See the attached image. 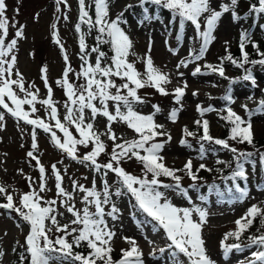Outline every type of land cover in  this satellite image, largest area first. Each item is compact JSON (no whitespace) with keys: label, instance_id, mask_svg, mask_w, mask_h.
Listing matches in <instances>:
<instances>
[{"label":"snow or ice","instance_id":"1","mask_svg":"<svg viewBox=\"0 0 264 264\" xmlns=\"http://www.w3.org/2000/svg\"><path fill=\"white\" fill-rule=\"evenodd\" d=\"M239 0H230V4H222L220 10H215L211 7V0H140V7L146 4L155 5L169 10L173 18H178L180 29L183 30L185 23L190 22L194 27L196 36L201 40L198 50L189 51L188 58L181 60L177 64V69L187 67L189 63L200 61L208 50L209 45L215 39L213 33L217 27L218 21L224 13L231 11L233 21L240 19L235 11ZM63 3L67 7V0H57V4ZM79 3V22L75 25V31L81 33L79 37L80 59L83 61L81 70L77 73L78 77H83L85 83L77 88L69 82L68 76L72 71L68 66V57L64 55L66 67L62 74V79L57 80V84L63 88L64 94L67 97L65 103L66 115L63 121L58 118L57 108L52 98V89L48 86L46 68H42V79L45 87L48 90L46 99L39 100L37 89L30 91L25 88L23 76L19 71L13 76V69L17 63V56L14 54L17 42L23 37V25L15 32V38L6 43L8 35L9 19L6 16V2L0 0V107L6 110L13 118L23 121L27 125L32 126V151L27 153V156L36 161L39 167L40 180L39 192L35 189L30 190L20 196L19 206L14 204L13 196H6V203H0V209L14 211L19 218L28 226L29 231L25 237L24 245L26 252L30 257L29 264H144L142 260V252L140 251L137 242L130 237H123L124 241L130 245L128 249H121V258L114 261L111 253L113 251L112 241L116 233L108 227L105 217L117 219L119 212L111 197H121L125 194H130L134 199V208L138 209L151 218L156 225L163 229L166 240L170 243L167 248H160L159 251L163 254L169 251V260L171 264H215L206 252L205 240L202 237V226L207 221L208 212L199 206L193 205L189 207H177L169 201L161 188L174 190L178 194L187 198L188 191L181 185L182 177L177 175V172H184L193 182L198 179L200 170L211 171L204 163L199 165L193 171V161L187 160L183 168H169L164 163V157L160 155L166 143L170 142L172 137L163 130L164 126L157 124L154 120L155 113L160 111L158 105H153L154 112L149 115H143L137 112L134 108L135 104L145 103L138 95V90L145 87L155 88L161 95H168L163 85L170 83L169 76L163 73L160 69L154 66L151 58L152 42L149 40L148 55L144 59L145 72L141 74L135 66L128 62V56L131 54L132 41L121 25L126 24L124 13L121 12L115 19L110 18V0H92L94 5L95 17L89 14L90 5L86 4L85 0H78ZM132 7L125 6V11ZM59 11V8L57 9ZM147 13V8L144 9ZM249 13L264 14V0H258L257 4H251ZM203 20V28L201 18ZM149 17L145 15L144 19ZM68 19L67 16L64 17ZM143 21H141L142 23ZM88 25V31L96 30L97 46L91 48V53H96L95 64L92 65L88 61L89 53L85 44V36L81 32V25ZM15 27V25H13ZM55 27V26H53ZM261 30H264V25H260ZM180 36L177 35L179 41ZM56 43H60L55 36ZM102 43L110 44L113 55L110 57L111 64H104L105 52L100 50L99 45ZM227 43V42H226ZM248 44L257 51L260 59H249V54L245 51ZM239 47L241 50V58L234 59L231 54L220 58L219 65L204 64L203 67L212 72H216L224 79L229 80V84H234L237 81L228 78L225 75L223 63L225 60L241 69H244V75L240 78L243 81H250L253 87H256V80L253 77L251 68H246L245 65H261L264 66V52L259 50L258 45L252 40L250 33L247 30H242L239 38ZM62 51L63 47L61 46ZM173 55L177 49L169 48ZM227 52V48L225 49ZM201 74V67H195L192 72L193 76ZM182 76L183 73H180ZM112 77H118L122 84L117 85ZM29 85V88H32ZM177 87L174 90L175 102L179 104L182 97L185 95V88ZM14 88L19 89L24 94L21 98ZM115 89V92L112 91ZM122 90H126V94H122ZM197 93H193L196 95ZM252 97H249L251 99ZM224 100L227 101L223 111L226 115L220 118L226 121L229 128L228 139L214 138L210 134L209 121L206 119L196 120L194 123L202 129V135L199 136V158L204 159L206 154L205 143L220 146L222 149L229 150L234 154L233 159L236 161L235 168L226 180H231L234 186L236 200L242 202L249 193L247 186L241 187L236 181H247L248 176L245 171V164L255 162L251 159L252 152H238L234 147H231L229 140L238 143H247L253 145V131L251 117L255 113L248 109L247 105H242L248 119H244L237 114L230 105L234 103L231 95V88L228 89V94ZM10 102V103H9ZM98 102V103H96ZM109 102H112L114 111L110 110ZM40 103L50 109L49 116L52 121H55V128L63 133L62 138H58L56 132L52 131V126L45 123L40 118H32L37 109L35 104ZM24 105H28L31 111H26ZM86 110L90 112V117L86 120ZM179 109H173L169 114V120L175 123L178 119ZM216 111L212 106L202 108L197 105V112L201 117L206 112ZM257 111H264V99L259 100V108ZM98 116L106 119L105 132H98L94 128V121ZM5 116L0 114V130L3 128L2 122ZM114 122H121L127 125L135 134L136 138L122 139L118 137L112 129ZM67 125H73L76 132L79 134V139L75 138L72 132L69 131ZM42 129L45 133L51 134V142L57 148L67 154L73 160L81 164H85L93 169L94 172L100 173L101 178L106 177L108 173H114L117 177V186L115 191H112V186L109 185L106 179H103V191H97L96 182L93 180L92 187L86 188L77 181L72 182V191L83 193L82 203L85 205L82 209H76L75 205L70 203L73 199L72 193L66 191L62 186V176L56 165H52V172L55 176L56 196L59 199L43 200L39 195L46 191L45 168L40 164V161L34 152L37 150V134L36 129ZM184 137H195L196 133L190 131L186 126L182 130ZM107 136V139L112 141L110 158L106 163H98V157L106 152V146L101 139L102 136ZM167 137L166 140L157 142V137ZM120 140L121 142H117ZM181 146L191 147L186 139L179 141ZM83 145L85 148L91 146V150L82 157L77 155V146ZM140 162L143 166L144 175L138 177L127 172L121 163L125 159H133ZM259 162L264 170V153L259 156ZM217 163H225L217 160ZM150 174V179H149ZM167 177L174 181L173 184L162 183L160 177ZM30 179V178H29ZM31 189V183L29 184ZM232 191V189H230ZM6 189L0 186V194L5 193ZM203 200V198H201ZM111 203V210L107 213L104 210V205ZM191 203V200H189ZM57 207H63L71 214L73 219L69 224L61 225L57 219L58 215H63L57 211ZM94 207V211L90 208ZM194 216L198 219H194ZM259 217L261 228L264 229V209L256 205L249 207L244 216L235 221L236 228L234 231L226 232L223 239L220 241V249L223 257L228 258L229 254L235 251H241V243H225L230 238L235 241H240L242 235L253 225L254 221ZM48 222V223H46ZM49 223L51 226H49ZM75 225L76 227H72ZM17 227H21L17 224ZM62 233L54 239L49 235L53 232ZM71 236V241L68 237ZM151 243V241H149ZM87 246L90 250L87 255L74 251L82 245ZM255 246L256 251L251 254V259L248 264H264V233L257 236H249L248 244L245 247ZM15 250V249H14ZM4 252L0 251V256ZM186 258V262L180 259V256ZM21 264L25 260V256L21 254Z\"/></svg>","mask_w":264,"mask_h":264},{"label":"rangeland","instance_id":"2","mask_svg":"<svg viewBox=\"0 0 264 264\" xmlns=\"http://www.w3.org/2000/svg\"><path fill=\"white\" fill-rule=\"evenodd\" d=\"M140 0H112L110 1L109 16L115 19L121 12L124 13V19L127 23L122 24V29L130 37L132 41V48L128 56V62L132 63L136 70L143 74L145 72L144 59L148 55L149 40L152 42L151 58L154 66L160 69L163 73L168 74L170 83L163 85L168 95H161L155 88L145 87L138 90V95L145 101V103L135 104L134 108L137 112L143 115L152 114L155 110L153 105H158L160 111L155 113L154 120L157 124L164 126L163 130L171 135L172 139L166 143L160 155L164 157V163L169 168H179L187 160L193 161V169L204 163L207 168L214 165L217 160L227 161L233 155L229 150H223L219 154H210L209 147H205L208 153L205 154L203 160L199 158V136L184 137L183 128L186 126L189 130L196 128L194 123L197 119H206L209 121L210 134L216 138L223 136L221 129L222 124L218 115L223 116L226 113L223 109L228 106L227 101L224 100L225 95L228 94V89L231 88V95L234 103L230 107L244 119H248L242 105H247L248 109L252 110L255 115L251 117L253 139H261L264 137V112L257 110L259 100L264 99V66H253L252 73L256 80V87H253L250 81H243L239 76V72L235 70H244L236 66L227 64L224 61L223 67L225 75L237 81L234 84H229L228 79L216 77L214 74H204V64H220V58L224 57L227 51L235 49L239 45L240 33L242 30H247L249 24L244 19L233 21L231 11L224 13L217 23V27L213 33L215 39L209 45L204 59L189 63L187 67H180L177 69V64L188 58L189 51H196L199 49L201 40L197 38L194 27L190 22H186L184 29L181 30L178 18L168 23V29L163 24L156 21H145L140 16L132 12L130 8L125 11V6L134 5ZM6 2V16L9 19L8 35L5 38L6 43L15 38L16 30L23 25V37L17 42L14 54L17 56V63L13 69L12 78L15 79V72L19 71L23 76L24 86L30 91L38 92V101L47 98L48 90L45 87L42 79V68H46V76L48 86L52 89V98L57 108L58 118L63 121L66 115L65 103L67 97L56 82L62 79L63 71L66 67L64 55L68 57V66L72 71L69 73V82L74 84L77 88L85 83L83 77H78L77 73L81 70L83 61L80 59L79 37L80 33L75 31V25L79 20V3L78 0H67V7L63 3L57 4V0H5ZM222 4H230V0H211V7L215 10H220L219 6ZM59 8V11L57 10ZM244 5H240L239 9H244ZM239 13V11L237 12ZM68 19L65 20L64 17ZM203 20L201 24L203 28ZM141 21H143L141 23ZM15 25V27H13ZM55 26V27H53ZM170 27L175 31V35H169ZM55 36L60 43H56ZM84 36L85 32H82ZM252 40L259 45L264 42L261 28L258 24L254 25L250 30ZM179 34L180 39L177 40ZM89 39V38H88ZM227 42V43H226ZM248 44L245 48L246 52L250 50ZM63 47V51L62 48ZM169 48L177 49L175 55L169 51ZM89 53L90 50L86 49ZM96 55L91 53L88 56L90 64H95ZM104 64L110 65L111 60L109 55L105 56ZM201 67V74L192 75L195 67ZM242 77L244 71H240ZM180 73H183L181 76ZM112 80L117 85L122 84L118 77H112ZM187 83L185 95L181 102L177 104L174 98V90L177 87H184ZM32 85V88H29ZM17 94L23 98L24 94L19 89L14 88ZM115 92V89H112ZM197 93L193 95V93ZM122 94H126V90H122ZM249 97H252L249 99ZM10 103V102H9ZM98 103V102H96ZM197 105L202 108L212 106L216 111L206 112L203 117L197 112ZM110 110L114 111L112 102H109ZM37 111L32 118H40L45 123L52 126V131L56 132L58 138L63 137L58 129L55 128V121H52L49 116L50 109L46 106L36 103ZM26 111H31L28 105H24ZM173 109H179L178 119L175 123L169 120V114ZM0 114L5 116L2 122L3 128L0 130V186L6 189L5 193L0 194V198L6 200L7 195H12L14 204L19 205L20 196L24 193L35 189L39 192L40 173L39 167L35 160L27 156L29 151H32V126L25 124L13 118L0 107ZM86 120L90 117V112L86 110ZM106 119L98 116L94 121V128L98 132H105ZM69 131L73 136L79 139V134L76 132L73 125H67ZM112 129L115 134L122 139L136 138V134L121 122H114ZM37 134V150L34 152L40 161V164L45 168L46 177V191L39 193L43 200L59 199L56 196L55 176L52 172V165L55 164L60 171L62 186L64 189L73 195L70 203L74 204L76 209H82L85 205L82 203L83 193L79 191H72L73 180L86 188L92 187V182L95 180L97 191H103V179H106L109 185L112 186V191H115L117 186V177L114 173H109L103 179L94 172L93 169L85 164H81L76 160L71 159L66 153L54 147L51 142V134L45 133L42 129H36ZM202 135V134H201ZM225 137V136H224ZM186 139L191 147L181 146L179 141ZM106 146V152H111L113 147L112 141L107 139V136H102ZM157 142L167 139V137H157ZM228 139V138H225ZM117 142H121L118 140ZM230 146H235L237 150H249L250 147L244 144L233 145L229 140ZM54 147V148H53ZM91 150V146L85 148L83 145L77 146V155L83 156ZM257 152L255 149H252ZM121 166L130 174L142 177L144 175L143 166L135 158L122 161ZM30 178V179H29ZM149 174V179H150ZM162 183H173L172 180H163ZM31 183V189L29 184ZM241 186V185H240ZM243 187V186H241ZM248 190V197L242 202L235 200L225 202L218 198L219 195L211 196L205 200H200L193 192H190L187 198L178 194L171 189L160 191L164 192L167 199L177 207H189L193 205L204 208L208 212L207 221L202 226V237L205 240L206 252L209 257L215 261V264H248L251 259V254L256 251V247L247 250L233 251L228 258L223 257L220 249V241L226 232L234 231L236 228L235 221L245 215L247 209L252 205H256L264 209V189H259L251 182ZM112 202L115 203L119 212L117 219L113 220L106 216L105 220L109 228L115 233L112 241L113 252L117 253L121 249H128L130 245L126 243L123 237H130L137 242V245L142 252V260L144 264H171L169 260V251L160 253V248H167L170 243L166 240L163 229L156 225L153 229L150 225L139 224L133 216L134 199L130 194H125L121 197L112 196ZM191 200V203H189ZM104 210L107 213L111 210V203L104 205ZM59 213L57 219L61 225L69 224L73 219L65 208L57 207ZM94 211V207L90 208ZM194 219H198L194 216ZM48 223V222H46ZM49 226L50 223H49ZM72 227H76L72 225ZM264 230V229H262ZM29 228L23 224L21 227L10 219L0 216V251L4 252L0 256V264H8L10 260L9 251L13 241L21 236L26 237ZM56 234L53 229L52 233ZM62 234V233H60ZM56 237V235H54ZM70 237V236H69ZM151 241V243H149ZM225 243L231 244V239ZM181 260L186 262V258L182 255Z\"/></svg>","mask_w":264,"mask_h":264},{"label":"trees","instance_id":"3","mask_svg":"<svg viewBox=\"0 0 264 264\" xmlns=\"http://www.w3.org/2000/svg\"><path fill=\"white\" fill-rule=\"evenodd\" d=\"M240 2H243L245 4V6H247V9L241 14V16L243 18L252 19L253 16L257 15V17L259 18L260 24L264 25V14L258 15L255 13H249L250 5L251 4H257L258 5V0H239L238 3H240ZM134 8L137 9L136 11L138 13H140L142 16L147 15L149 17L148 19L152 20V21H159V22L165 23L168 19H170L173 16L169 10L155 6V5H151V4H146L144 7H139V8H138V6H135ZM145 8H147V13H145V10H144ZM88 10H89V14L94 19L95 12H94V5H92V2L90 5V8ZM81 27L83 28L85 34L88 35V37H89V35L92 36V41H90L87 44V49L91 50L92 47L97 46L96 36L98 35V33L96 30H92L91 32H89L88 31V25H86V24H82ZM262 35L264 36V30L262 31ZM257 45L259 47V50L261 52H264V42L262 43V45H259V44H257ZM99 47H100L101 51L105 52V54L112 52L110 44L102 43L99 45ZM247 53L249 54V59H260L259 55L257 54V51L253 47ZM229 54H231V56L234 59L241 58V50L240 49L235 50V51H231ZM227 62H231V61L227 60ZM249 66H258V65H251V64L245 65V67H249ZM222 126H223V130H222L223 136H220V139L228 138L230 125H228L226 123V121L223 120ZM190 131L196 133V136H200L202 134V129L200 127H198L197 125H196V128H194ZM230 142L233 145L240 144L236 141L230 140ZM188 143H190V142H188ZM241 144H244L245 146L250 147V149L249 150H240V151L238 150V152H252L253 153L254 151L252 149H255L257 151V154H253V157L251 158L255 163L254 164L248 163V164H249V169L251 170L250 175L252 177V180L254 182H260V181L262 182L264 179V170H262V166L260 165L259 156L261 153H264V137L261 139H257V140L253 139V145H249L246 142L241 143ZM207 145L210 148L209 151L212 150L213 152H216V154L219 153L221 150L220 147L217 145L208 144V143H207ZM207 145H205V147ZM232 147L236 148L235 146H232ZM110 153L111 152L102 153L100 155V157H98L97 162L98 163H106L110 158ZM35 154H36V152H35ZM235 163H236V161L232 158L225 163H219V164L215 163V165L210 167V169H212L211 171L200 170L198 172V179L196 181L200 182V181L204 180L207 182H200L199 184H201V183L202 184L199 185V187H196L198 185L193 186L196 194L197 195H199V194L204 195L208 191L209 192L218 191V192L222 193V195H224L225 197H229V196L234 195L235 192L233 190V182L231 180H226L225 178L231 175L233 169L235 168ZM196 169L197 168L193 169V171H195ZM245 170H246V167H245ZM258 171H261V176L258 175V173H257ZM177 175L182 177L181 184H183L185 180H190V178L184 172H177ZM247 175H249V174H247ZM160 178L163 180H171L170 178L163 177V176H161ZM236 183L237 184L240 183V180L238 179L236 181ZM262 185L264 186V181H263ZM230 189H232V191H230ZM1 211L6 213V215L8 217L12 218L15 222L19 221L20 223H22V221L19 219V216L14 211L0 209V212ZM136 218L140 223L149 222L147 217H145L138 210H137ZM262 233H264V230H262L261 225H260V219H259V217H257V219L254 221L253 225L242 235L240 241L246 242V241H248L249 236H257V235H260ZM74 251L82 253L84 255H87L90 250L87 248V246L85 244L79 248H75ZM22 253L25 256V260L23 261V264H29L30 257H28V254L26 252V247H25L23 241H17L16 240L11 246L10 260H9L8 264H21L20 257H21ZM111 256H112L114 261H116L119 258V256H115L112 253H111ZM98 264H99V262H98Z\"/></svg>","mask_w":264,"mask_h":264}]
</instances>
